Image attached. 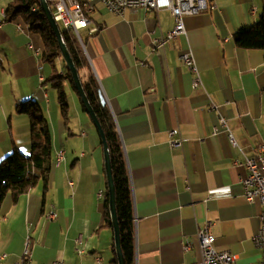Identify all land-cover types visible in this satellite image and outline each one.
I'll return each instance as SVG.
<instances>
[{
	"label": "crops",
	"instance_id": "obj_1",
	"mask_svg": "<svg viewBox=\"0 0 264 264\" xmlns=\"http://www.w3.org/2000/svg\"><path fill=\"white\" fill-rule=\"evenodd\" d=\"M7 3L0 0V160L13 150L28 156L29 119L15 107L33 101L49 128L52 163L46 190L39 183L16 202L9 194L3 199L0 264H22L25 251L29 264H98L96 259L113 264V231L104 226L101 140L67 81L64 121L52 87L54 72L41 59L42 41L20 19L5 20ZM213 5L212 11L185 16L184 33L157 49L152 40L174 27L165 10L117 16L96 4L91 24L80 30L83 55L127 167L134 264L196 263V232L207 220L214 250L231 253L233 264L260 261L254 238L262 206L246 202L241 183L246 172L235 161L264 144V51L238 48L233 34L258 21L261 0H213ZM90 28H96L92 35ZM188 52L199 71L197 89L179 61ZM55 67L58 75L65 70ZM172 129L187 140L182 148L169 147ZM60 150L65 160L57 165Z\"/></svg>",
	"mask_w": 264,
	"mask_h": 264
},
{
	"label": "trees",
	"instance_id": "obj_2",
	"mask_svg": "<svg viewBox=\"0 0 264 264\" xmlns=\"http://www.w3.org/2000/svg\"><path fill=\"white\" fill-rule=\"evenodd\" d=\"M51 13L53 7L48 3ZM4 18L8 22L20 19L28 30L37 34L43 45L41 59L54 72L51 81L56 91L60 114L64 121L68 119V103L62 83L67 81L77 95L81 110L84 112L80 98L74 88L70 72L65 66L58 75L53 60L61 58L56 38L52 33L40 7L39 0H8L4 9ZM63 41L70 58L77 70L83 92L89 102L103 132L109 153L111 177L115 196V213L119 228V245L124 264H134V213L130 182L124 160L122 146L117 134L113 118L106 106L101 102V93L97 81L89 69L87 60L73 36L60 29ZM233 40L238 48L244 50L264 51V0H261V13L256 23L243 26L233 34ZM63 61V60H62ZM64 63V61H63ZM15 113L26 115L30 127V151L27 157L13 150L0 160V206L6 195L16 202L22 195L42 184L46 190L50 165L52 163L51 136L47 122L41 114L39 106L33 101H24L15 107ZM102 144V143H101ZM109 195L104 192V226L112 229L108 211ZM117 264L116 256L112 262Z\"/></svg>",
	"mask_w": 264,
	"mask_h": 264
},
{
	"label": "built area",
	"instance_id": "obj_3",
	"mask_svg": "<svg viewBox=\"0 0 264 264\" xmlns=\"http://www.w3.org/2000/svg\"><path fill=\"white\" fill-rule=\"evenodd\" d=\"M53 7V17L59 28L69 31L77 40L82 52L84 44L80 34V30L88 27L91 24L89 16L93 13L96 4L105 8L107 12L113 15L121 16L126 10H153L159 12L162 10L168 11L174 19V27L166 34L152 40L154 49L163 47L166 42L175 39L178 35L184 33L183 18L185 16H194L204 11L214 10L213 0H45ZM96 28H90L88 34L92 35ZM29 49L33 51L35 56L40 55L39 48H33L29 45ZM179 61L193 75L192 88L197 89L202 86L192 56L188 53L179 56ZM42 67L38 69L41 70ZM44 77L39 74V82L42 83ZM224 126L223 122H221ZM216 132V129L215 131ZM187 142L186 139L179 135L177 129L169 130L168 144L170 148H182ZM231 145L236 146L235 142L230 138ZM65 160L64 152L59 151L58 165ZM235 165L245 169L246 175L242 179V187L244 197L247 203L253 204L258 202L262 206V211L259 215L261 227L258 234L254 238L255 246L260 250V261L258 264H264V144L257 146L253 150L252 156L242 154L241 160L235 161ZM71 187V181L68 182ZM101 198V194H98ZM53 218V214L49 217ZM212 222L205 221L196 232V244L198 242H207L209 244V255L199 257L194 264H233L235 256L229 252H217L213 248L214 236L211 233ZM80 240H77V244ZM189 247H185L187 250ZM23 263H30L26 260V251L21 257ZM100 264V259H96ZM48 264H64L61 260H56Z\"/></svg>",
	"mask_w": 264,
	"mask_h": 264
},
{
	"label": "water",
	"instance_id": "obj_4",
	"mask_svg": "<svg viewBox=\"0 0 264 264\" xmlns=\"http://www.w3.org/2000/svg\"><path fill=\"white\" fill-rule=\"evenodd\" d=\"M39 7L50 29L52 30L53 35L56 38V42H57V46H58L61 58L64 61L67 70L70 72V76H71L74 88L80 98V102H81V105L83 106L84 112L88 115L90 121L95 127L98 133V136L101 140V143H102L104 170H105V176H106L107 191L109 195L108 211H109V216H110L112 231H113L114 252H115L117 264H124L123 256L121 254L120 245H119V228H118V222H117L116 213H115V196H114L113 180L111 177L110 159H109V153H108V149L105 143V139L103 136V132L83 92V88H82L77 70L74 67V64L70 58L69 52L62 38L60 28L57 25L47 2L45 0H39ZM101 102L102 104H105V100L102 96H101Z\"/></svg>",
	"mask_w": 264,
	"mask_h": 264
},
{
	"label": "bare ground",
	"instance_id": "obj_5",
	"mask_svg": "<svg viewBox=\"0 0 264 264\" xmlns=\"http://www.w3.org/2000/svg\"><path fill=\"white\" fill-rule=\"evenodd\" d=\"M61 29V28H60ZM58 155H59V151L56 154L55 157V162L58 165ZM71 186H72V182H71ZM51 216V214L49 215V217ZM197 245V249L199 252V257H206L209 255V244L207 242H198ZM26 260H29L27 251H26ZM22 264H28V263H22Z\"/></svg>",
	"mask_w": 264,
	"mask_h": 264
},
{
	"label": "rangeland",
	"instance_id": "obj_6",
	"mask_svg": "<svg viewBox=\"0 0 264 264\" xmlns=\"http://www.w3.org/2000/svg\"><path fill=\"white\" fill-rule=\"evenodd\" d=\"M53 62H54V65H56V66H58V68L60 67H62L63 69H65V63H63V61L59 58V61H54L53 60ZM48 64L46 63V66H47ZM41 66V65H40ZM50 66V65H49ZM56 68V67H55ZM64 88V87H63ZM64 91H65V93H67L66 91H67V88L65 87V89H64ZM67 101H69L70 102V100L69 99H67ZM68 102V103H69ZM87 116V118H88V120H90L89 119V117H88V115H86ZM91 122V121H90ZM91 124V126H92V128H94V126H93V124H92V122L90 123ZM94 130V129H93Z\"/></svg>",
	"mask_w": 264,
	"mask_h": 264
}]
</instances>
